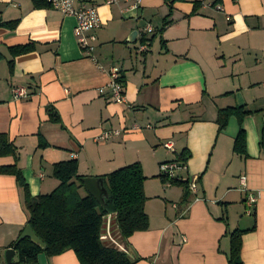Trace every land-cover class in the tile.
<instances>
[{
	"label": "crops",
	"instance_id": "1",
	"mask_svg": "<svg viewBox=\"0 0 264 264\" xmlns=\"http://www.w3.org/2000/svg\"><path fill=\"white\" fill-rule=\"evenodd\" d=\"M84 1L101 20L95 61L79 49L73 17L34 8L32 0H0V136L18 158L0 157V168L15 165L35 198L59 186L52 169L61 162L76 161L81 178L139 164L148 228L123 239L114 217L105 216V247L133 264H228L229 236L237 231L242 264H264V0H181L171 11L163 0H142L137 9L123 0L75 6ZM20 46L31 50L13 55ZM111 66L120 69L121 104L108 88ZM16 88L28 96L14 100ZM226 109L247 114L241 124L231 116L219 131L218 113ZM240 130L243 155L233 151ZM107 131L118 135L98 140ZM39 138L47 148L38 147ZM167 142L173 152L163 147ZM171 161L186 169L167 185L159 167ZM193 176L195 196L182 184ZM249 193L258 195L250 215ZM28 218L23 189L0 173V264ZM36 264L79 262L68 250L39 254Z\"/></svg>",
	"mask_w": 264,
	"mask_h": 264
},
{
	"label": "trees",
	"instance_id": "2",
	"mask_svg": "<svg viewBox=\"0 0 264 264\" xmlns=\"http://www.w3.org/2000/svg\"><path fill=\"white\" fill-rule=\"evenodd\" d=\"M171 11L175 3L181 0H163ZM34 8H49L46 0H32ZM31 46L11 48L13 55L28 53ZM240 109L219 111L217 124L219 131L224 130L231 116H236L241 124L246 115ZM55 120L56 119H51ZM264 148V131L261 137ZM38 147L47 148L39 138ZM236 154L245 152V139L240 130L233 146ZM10 156L17 161L16 150L6 136H0V157ZM182 155L181 160H186ZM1 174L15 178L24 192L25 209L29 215L28 225L35 236L44 244L41 249L29 239L14 244L13 249L18 258L17 264H36L39 254L47 257L58 256L71 250L79 264H133L123 252L105 247L100 240L102 220L111 215L115 219L117 230L123 239H128L136 232L148 228V220L144 213L145 196L143 193L144 177L139 164H133L99 178L105 190L104 206L86 194L79 195L83 188L82 179L77 175V162L74 160L61 162L53 166L52 176L59 181V186L50 194L31 197L28 188L17 167H2ZM172 183V181H171ZM186 186V183H182ZM187 188V186H186ZM242 232H233L230 238L228 264H242L240 244Z\"/></svg>",
	"mask_w": 264,
	"mask_h": 264
},
{
	"label": "built area",
	"instance_id": "3",
	"mask_svg": "<svg viewBox=\"0 0 264 264\" xmlns=\"http://www.w3.org/2000/svg\"><path fill=\"white\" fill-rule=\"evenodd\" d=\"M120 0H106L105 5L111 6L116 4ZM129 2L131 9H137L142 0H123ZM46 4L52 10L58 11L64 16L73 17L75 20V26L73 29L74 37L77 41L79 49L85 54L88 58L95 61L93 57L94 53V43L96 42L95 32L101 26V20L97 11V7L90 2H82L79 6H75V0H46ZM220 10V8H217ZM153 33V28L151 25H146L144 28V34L151 35ZM139 52L146 51V45L143 44L139 47ZM99 70H102V67L97 65ZM109 79L108 88L112 97V101L117 104L124 102V94L122 90L120 69L116 66H111L106 71ZM99 93L102 94V91L99 90ZM27 92L24 88L13 89V99L20 100L27 97ZM118 131H107L102 133L98 140L106 141L113 136H117ZM163 147L173 152V145L171 142H167ZM185 164L180 161H171L160 165L159 172L160 177L163 178L167 185L176 179V173L180 170H185ZM198 177L193 176L186 180L187 190L190 194L195 196L198 192ZM241 184L244 187V178H241ZM258 195L256 193H249L245 199L246 214L250 215L252 208L255 206Z\"/></svg>",
	"mask_w": 264,
	"mask_h": 264
},
{
	"label": "water",
	"instance_id": "4",
	"mask_svg": "<svg viewBox=\"0 0 264 264\" xmlns=\"http://www.w3.org/2000/svg\"><path fill=\"white\" fill-rule=\"evenodd\" d=\"M136 33H133L131 37H135ZM82 184L91 197H93L97 203H99L102 207L104 206L103 195L105 190L102 187V181L99 178H83ZM29 239L33 244L38 245L41 249L44 248V244L35 236L31 227L29 225L26 226L22 234L20 235L18 241L23 239ZM14 249H8L5 253V262L6 264H13L12 258L14 256Z\"/></svg>",
	"mask_w": 264,
	"mask_h": 264
}]
</instances>
